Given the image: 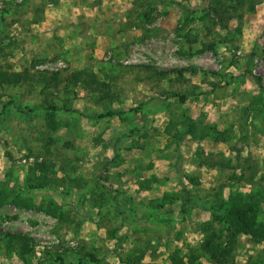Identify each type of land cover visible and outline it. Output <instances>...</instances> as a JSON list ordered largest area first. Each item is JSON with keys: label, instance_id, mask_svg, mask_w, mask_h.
<instances>
[{"label": "rangeland", "instance_id": "obj_1", "mask_svg": "<svg viewBox=\"0 0 264 264\" xmlns=\"http://www.w3.org/2000/svg\"><path fill=\"white\" fill-rule=\"evenodd\" d=\"M0 264H264V0H0Z\"/></svg>", "mask_w": 264, "mask_h": 264}, {"label": "trees", "instance_id": "obj_2", "mask_svg": "<svg viewBox=\"0 0 264 264\" xmlns=\"http://www.w3.org/2000/svg\"><path fill=\"white\" fill-rule=\"evenodd\" d=\"M253 78H254V81H255L257 87H258L259 89L263 90V89H262L261 79H260L259 77H253ZM5 107H6V106L3 105L2 110H4ZM51 109H53V110H57L56 108H51ZM107 115L109 116V115H112V114L109 113V114H107ZM100 117H102V116H100ZM239 208H241V205L239 206ZM245 208H246V207L243 206L241 209L245 210ZM244 212H246V210H245ZM249 212H250V210H249ZM240 215L243 216V215H245V214L242 212V213H240Z\"/></svg>", "mask_w": 264, "mask_h": 264}]
</instances>
